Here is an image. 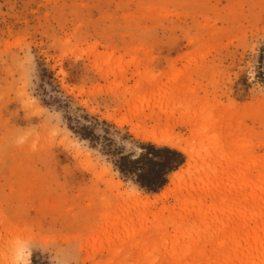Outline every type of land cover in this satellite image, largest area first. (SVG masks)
Segmentation results:
<instances>
[{"label":"rangeland","instance_id":"1","mask_svg":"<svg viewBox=\"0 0 264 264\" xmlns=\"http://www.w3.org/2000/svg\"><path fill=\"white\" fill-rule=\"evenodd\" d=\"M134 127L182 141L198 127L201 162L171 184L186 155ZM122 156L182 164L150 193ZM19 253L264 264V0H0V264Z\"/></svg>","mask_w":264,"mask_h":264},{"label":"bare ground","instance_id":"2","mask_svg":"<svg viewBox=\"0 0 264 264\" xmlns=\"http://www.w3.org/2000/svg\"><path fill=\"white\" fill-rule=\"evenodd\" d=\"M116 124L118 126H122L123 122H119ZM131 133L136 138L141 140L142 142L150 143V144L155 145V146H167V147L175 149V150L186 155V157H187L186 169L182 170V171H177L175 174H173V177H172L171 182H170L171 184L176 185L183 176L190 174V172L193 171V169L191 168L192 164H196L198 161H200V157H199L200 151L195 150V149H197V147H198V144H199L198 142L201 143L203 141L202 140L203 138H201L203 136V130L199 129L198 127L191 128V135H190L191 138H189L186 141L171 138L168 131L160 132L157 129H153L150 132H146V131L140 130L138 127H134V128H132ZM218 162L222 165V166L220 165L221 171L219 173H216L217 175H215V176L218 177L217 180H219L221 183V182H225L226 179L229 177L228 176V169L230 168V166H226V165L224 166L222 158L218 159ZM218 162L216 164H213V165L214 166L218 165ZM210 173H213V171L210 170V167L208 166V164L203 163V165L201 167H199V174L196 173L195 178L201 179L206 174H210ZM234 176H232V178H234ZM171 195H172V190L165 189L158 196H156L155 199H156V201L162 200V199H165ZM134 196H136V195L134 194ZM236 199L240 200L241 197L239 195H237ZM12 261H13L12 264H25L22 253H19L17 255V257Z\"/></svg>","mask_w":264,"mask_h":264},{"label":"trees","instance_id":"3","mask_svg":"<svg viewBox=\"0 0 264 264\" xmlns=\"http://www.w3.org/2000/svg\"><path fill=\"white\" fill-rule=\"evenodd\" d=\"M145 153L151 158L161 157V154L182 158L176 151L168 148H156L153 146L144 147ZM182 164L180 160L175 165H170L168 160L155 161L154 159H144L139 157L132 159L131 157L122 156L120 158L119 171L120 173H136V179L141 188H144L150 193H157L167 182V176L172 171H175ZM140 166V169H138ZM146 167V168H145Z\"/></svg>","mask_w":264,"mask_h":264}]
</instances>
